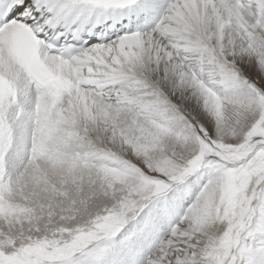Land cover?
<instances>
[{
    "label": "snow or ice",
    "instance_id": "obj_1",
    "mask_svg": "<svg viewBox=\"0 0 264 264\" xmlns=\"http://www.w3.org/2000/svg\"><path fill=\"white\" fill-rule=\"evenodd\" d=\"M0 264H264V0H0Z\"/></svg>",
    "mask_w": 264,
    "mask_h": 264
}]
</instances>
